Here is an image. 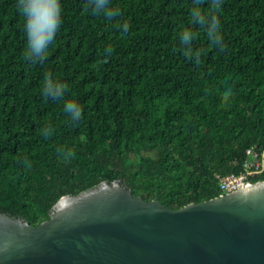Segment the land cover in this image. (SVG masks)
Wrapping results in <instances>:
<instances>
[{
  "label": "trees",
  "instance_id": "obj_1",
  "mask_svg": "<svg viewBox=\"0 0 264 264\" xmlns=\"http://www.w3.org/2000/svg\"><path fill=\"white\" fill-rule=\"evenodd\" d=\"M31 2L37 35L57 5L59 27L34 63L18 0H0V213L38 227L63 197L117 181L179 210L224 195L223 177L264 181V0H218L214 24L194 16L213 0ZM46 76L63 97L42 95Z\"/></svg>",
  "mask_w": 264,
  "mask_h": 264
},
{
  "label": "water",
  "instance_id": "obj_2",
  "mask_svg": "<svg viewBox=\"0 0 264 264\" xmlns=\"http://www.w3.org/2000/svg\"><path fill=\"white\" fill-rule=\"evenodd\" d=\"M0 264H264V181L179 210L117 181L38 227L0 213Z\"/></svg>",
  "mask_w": 264,
  "mask_h": 264
},
{
  "label": "clouds",
  "instance_id": "obj_3",
  "mask_svg": "<svg viewBox=\"0 0 264 264\" xmlns=\"http://www.w3.org/2000/svg\"><path fill=\"white\" fill-rule=\"evenodd\" d=\"M19 11L25 17V32H26V58L32 60L34 63L37 60L45 59V53L47 46L52 42L55 33L59 27V16L60 9L57 5V23L53 25L51 30L45 35H37L33 29V18H34V4L31 0H18ZM108 0H92V6L95 11L104 10L107 8ZM223 8L220 6L218 0H213L212 6L208 13V18L201 15L199 12H195L194 16L198 17L199 23H210L214 24L223 15ZM109 17L118 15V12L108 11L106 13ZM124 30H127V25H124ZM209 50L212 57L218 58L220 53L218 49H215L216 33L214 30L208 33ZM182 42L187 44L189 42V34L185 33L182 37ZM65 92V86L58 84L53 81L50 77H45L44 86L42 89V95L46 98H60L63 97ZM64 111L71 113L72 119H79L81 111L79 105L75 103H66L64 105Z\"/></svg>",
  "mask_w": 264,
  "mask_h": 264
},
{
  "label": "built area",
  "instance_id": "obj_4",
  "mask_svg": "<svg viewBox=\"0 0 264 264\" xmlns=\"http://www.w3.org/2000/svg\"><path fill=\"white\" fill-rule=\"evenodd\" d=\"M248 158L245 162V169L251 170L257 168L260 165V157L255 151V148H251L247 151ZM250 185L248 176L246 173L240 175H230L220 179V188L225 194L237 192L246 189Z\"/></svg>",
  "mask_w": 264,
  "mask_h": 264
}]
</instances>
